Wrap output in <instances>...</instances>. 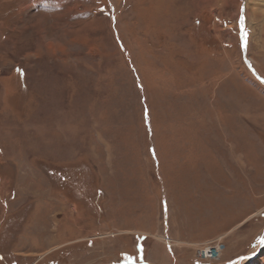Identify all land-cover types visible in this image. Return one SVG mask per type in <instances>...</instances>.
<instances>
[{"label":"rangeland","instance_id":"obj_1","mask_svg":"<svg viewBox=\"0 0 264 264\" xmlns=\"http://www.w3.org/2000/svg\"><path fill=\"white\" fill-rule=\"evenodd\" d=\"M263 234L264 0H0V264H237Z\"/></svg>","mask_w":264,"mask_h":264},{"label":"crops","instance_id":"obj_2","mask_svg":"<svg viewBox=\"0 0 264 264\" xmlns=\"http://www.w3.org/2000/svg\"><path fill=\"white\" fill-rule=\"evenodd\" d=\"M31 143V142H30ZM30 148H32V149H34V146L33 145H31V147ZM171 227H165L163 230H161V235H163V237H162V239L164 240V238L165 239H168L169 241H170V239L172 238V230L170 229ZM222 230V229H221ZM158 233V232H157ZM218 233V234H217ZM215 235H217V236H219V235H222V234H225V233H223V231H221V232H217ZM156 234V233H155ZM170 236V237H167V236ZM174 235H175V231H174ZM214 235V236H215ZM216 236V237H217ZM176 237H178V236H176ZM187 237H188V235H186L185 237H183V238H185V239H187ZM178 239H180V237H178ZM182 239V238H181ZM199 240H201V239H199ZM203 240V239H202ZM165 244H167L166 242H165ZM169 244V243H168ZM167 244V245H168ZM170 245V244H169ZM171 245H173V244H171ZM252 259V258H251ZM228 262V260H226V261H224V262H222V263H224V264H226Z\"/></svg>","mask_w":264,"mask_h":264},{"label":"water","instance_id":"obj_3","mask_svg":"<svg viewBox=\"0 0 264 264\" xmlns=\"http://www.w3.org/2000/svg\"><path fill=\"white\" fill-rule=\"evenodd\" d=\"M261 237H264V234ZM262 247L263 246H261V245H257L253 253L248 254V255L238 256L235 259H233L232 261L233 262H239V261H241L243 259H251V258H254V257H256L259 254V252L261 251ZM242 257H243V259H241ZM226 264H230V262H227Z\"/></svg>","mask_w":264,"mask_h":264},{"label":"snow or ice","instance_id":"obj_4","mask_svg":"<svg viewBox=\"0 0 264 264\" xmlns=\"http://www.w3.org/2000/svg\"><path fill=\"white\" fill-rule=\"evenodd\" d=\"M241 23H242V22H241ZM242 31H243V29H242ZM244 35L246 36L247 34L244 33ZM21 75H23V73H21ZM257 245L264 246V237H260V238H258L257 243L254 244L253 247H256ZM241 259H243V257H242ZM237 264H238V262H237Z\"/></svg>","mask_w":264,"mask_h":264},{"label":"clouds","instance_id":"obj_5","mask_svg":"<svg viewBox=\"0 0 264 264\" xmlns=\"http://www.w3.org/2000/svg\"><path fill=\"white\" fill-rule=\"evenodd\" d=\"M257 256H258V255H257ZM257 256H256V257H257ZM256 257H254V258H256Z\"/></svg>","mask_w":264,"mask_h":264}]
</instances>
